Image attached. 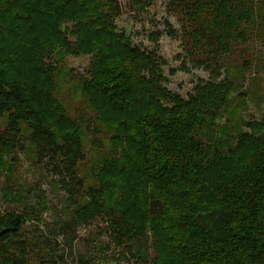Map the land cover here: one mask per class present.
I'll return each instance as SVG.
<instances>
[{"label": "trees", "instance_id": "16d2710c", "mask_svg": "<svg viewBox=\"0 0 264 264\" xmlns=\"http://www.w3.org/2000/svg\"><path fill=\"white\" fill-rule=\"evenodd\" d=\"M154 1L124 10L117 0H0V158L8 163L28 145L68 173L71 245L77 226L100 221L108 236L101 251L124 249L142 264H264V119L219 122L237 92L223 76L227 58L264 41V0H168L181 22L168 30L183 39L181 69L209 72L187 97L168 86ZM140 33L152 45L136 44ZM67 55L93 57L71 81L96 113L102 138L92 146L104 147L102 125L111 128L112 153L92 168L104 184H88L81 172L93 127L62 99ZM113 178L123 181L114 198ZM41 214L27 204L0 212V264H57L30 224Z\"/></svg>", "mask_w": 264, "mask_h": 264}, {"label": "rangeland", "instance_id": "374dc122", "mask_svg": "<svg viewBox=\"0 0 264 264\" xmlns=\"http://www.w3.org/2000/svg\"><path fill=\"white\" fill-rule=\"evenodd\" d=\"M117 1L124 10L130 9L132 0ZM154 4L157 18L161 21L158 27V30L162 31L160 50L161 55L167 60L164 71L169 78L168 86L172 91L187 97L200 78L209 77V72L203 69L191 68L186 71L181 69L184 58L183 39L180 33L176 35L168 33L171 28L180 31L181 22L177 16L169 13L168 0H156ZM141 28L140 23L136 29L140 31ZM135 42L146 46L152 45L146 35L141 33L135 36ZM92 58V55H67L64 58L69 73L66 72L61 76V91L62 99L70 114L78 117L84 114L92 124L93 129L87 131L86 148L89 157L87 163L81 166V172L88 184L99 185L101 181L104 184L102 177H99L92 168L93 165H97L100 169L112 153L109 143L111 128L102 125L104 147H93L92 139L102 138V135L93 131L97 125L96 113L89 104L86 94L71 81L73 75L86 72ZM227 73L233 78L237 92L232 94L234 103L231 111L219 120L220 124L224 125L227 121L230 127L234 128L238 127L236 120L241 117L264 119V41L253 39L248 44L239 46V49L227 58V70L223 76ZM242 92L247 94L241 98L245 100L244 103L239 101ZM6 125V120H0V130L5 129ZM125 145L122 147L123 151ZM45 162L39 160L33 148L28 145L11 154L8 163L0 158V212L9 208H20L26 204L39 207L42 211L40 220L30 224L40 227L36 231L46 236L50 244L49 249L53 248L51 258L56 260L57 264H79L80 258H86L94 264H142L132 256L124 255L128 254L124 249L111 248L106 252L104 249L101 251V241H106L108 236L102 235L103 224L100 221L91 225L77 226L75 228L77 238L71 245V232L67 234L63 228V224L71 219L74 208L69 200L70 195L63 187L64 179L70 181L69 175L67 172L63 175L58 174L52 167H47ZM112 180L114 187L109 189V193L114 198L117 195V188L123 181L116 178ZM158 247L160 254L163 253L161 245ZM154 253L156 254L155 250ZM163 261L169 262L165 258Z\"/></svg>", "mask_w": 264, "mask_h": 264}]
</instances>
